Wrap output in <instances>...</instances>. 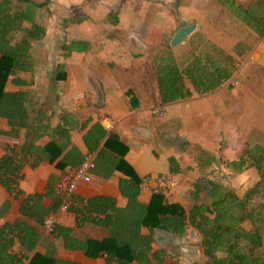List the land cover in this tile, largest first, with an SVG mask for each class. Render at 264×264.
Returning <instances> with one entry per match:
<instances>
[{
    "label": "crops",
    "instance_id": "crops-1",
    "mask_svg": "<svg viewBox=\"0 0 264 264\" xmlns=\"http://www.w3.org/2000/svg\"><path fill=\"white\" fill-rule=\"evenodd\" d=\"M28 1L38 5L32 21L44 29V36L32 46L30 70L15 73V80L8 77L0 97V157L9 154L21 164L17 197L0 186V224L20 220L41 233L33 220L41 221L39 210L53 209L54 187L64 168L77 165L84 153L91 152L90 181L76 186L72 202L107 197L114 201L118 216H128L127 200L118 191V181L128 180L127 170L138 182L171 176L177 187L162 196V203L180 206L184 234L164 228L150 232L141 228L139 234L150 239L153 250L164 252L167 264L202 262L199 235L187 222V211L194 204L189 196L193 185L211 183L241 197L260 180L254 168L234 172L228 167L241 153L234 155V134L227 135L224 122L233 128L240 126L231 94L237 91L228 89L229 79L237 73L231 56L240 58V64L262 61L263 40L227 10L223 0ZM230 1L243 8L264 3ZM187 25H194L193 31L170 47L174 33ZM70 42L84 43L85 50H60ZM182 47L188 55L180 61L174 51ZM165 53L177 63L209 55L216 64H224L227 57L232 66L230 77L205 94L196 93L184 81L190 95L162 104L154 63ZM59 73L64 78L55 80ZM153 110L159 113L152 114ZM110 136L122 146L111 143L104 148ZM151 195L137 185V206L145 207ZM26 197L25 214H20V201ZM200 200L209 199L203 195ZM57 215L58 226L71 229V238L78 242L109 237L99 226L75 227L72 214L66 211ZM245 224L242 228L247 230ZM34 251L76 264H116L107 262L103 254L89 258L82 251L65 250L53 235L40 236Z\"/></svg>",
    "mask_w": 264,
    "mask_h": 264
},
{
    "label": "trees",
    "instance_id": "trees-1",
    "mask_svg": "<svg viewBox=\"0 0 264 264\" xmlns=\"http://www.w3.org/2000/svg\"><path fill=\"white\" fill-rule=\"evenodd\" d=\"M222 5L264 42V3L243 8L230 0H223ZM37 7V4L28 0H0V97L8 77H14L12 80H15V73L27 72L32 67V46L44 36V29L32 21L33 11ZM60 50L65 53L82 52L85 45L82 42H70ZM189 59L177 63L169 53H165L155 60L154 70L162 104L190 95L184 81H188L196 93L205 94L230 77L232 66L227 57L224 64H216L209 55ZM63 78V73H59L55 80ZM84 142H88L85 136ZM111 143L122 146L114 136H110L103 147ZM88 148V151L92 150L91 146ZM119 165L126 167L122 162ZM228 167L234 172L254 168L264 186L263 148L256 146L244 150L237 159L229 161ZM20 168L21 164L11 155L0 157V186L14 198L18 195ZM126 173L128 180L118 181V191L127 200L128 216H118L114 201L102 196L74 202L71 199L66 210L72 214L75 227L85 224L99 226L108 231L109 237L99 242H78L71 238V229L58 225L51 235L60 238L65 250H79L89 258L103 254L107 262L113 260L116 264H167L163 261L164 252L153 250L150 239L141 236L139 230L145 228L150 232L164 228L181 236L184 234L180 224L183 211L177 204L162 203V196L157 194H152L149 203L140 209L135 201L138 181L130 170ZM203 195L208 197L207 202L200 200ZM189 196L194 204L187 211V222L199 235V250L203 259L192 264H264V202L255 197L252 189L239 197L232 189H218L211 183L197 181ZM26 203L27 197L20 201V214H25ZM57 206L55 197L50 212L39 210L41 221L45 215L54 212ZM33 221L41 225V221ZM130 222H134L133 227ZM243 223H248L249 229H243ZM117 236L120 238L117 239ZM39 238L40 233L35 227L20 220L12 224L1 223L0 264H23L25 260L26 264H76L36 253L34 249ZM29 254L31 256L28 258Z\"/></svg>",
    "mask_w": 264,
    "mask_h": 264
},
{
    "label": "rangeland",
    "instance_id": "rangeland-1",
    "mask_svg": "<svg viewBox=\"0 0 264 264\" xmlns=\"http://www.w3.org/2000/svg\"><path fill=\"white\" fill-rule=\"evenodd\" d=\"M239 50L241 53L246 51L244 49ZM186 51L185 47L179 48L174 51V57L181 61L184 59L183 56L185 54L188 55ZM248 54L245 53V56L247 57ZM231 57L234 62V74L236 71L237 73L235 78L231 77L229 79L228 89L233 92L234 90L237 91V95L231 94L235 97V112L238 110L240 113V126L233 128L232 125L226 122L224 124L227 135H230L231 132L234 134V142L236 145L232 147V150L234 151V155L237 156L249 147L254 148L258 146L264 149V60H257V62L251 64L248 62L240 64L242 62L240 58L239 60H235L234 58L236 57ZM262 58L264 59V56ZM245 60L248 61L249 58ZM224 103L228 104L227 100ZM224 156L226 157L227 155ZM225 162L226 160L224 159ZM252 190L255 197L264 202V186L262 180H258L256 185L252 186ZM130 224L133 227L134 222H130ZM245 226L247 229L249 228L248 223ZM262 236V246L264 248V232Z\"/></svg>",
    "mask_w": 264,
    "mask_h": 264
},
{
    "label": "built area",
    "instance_id": "built-area-1",
    "mask_svg": "<svg viewBox=\"0 0 264 264\" xmlns=\"http://www.w3.org/2000/svg\"><path fill=\"white\" fill-rule=\"evenodd\" d=\"M159 111L153 110L152 114H158ZM94 168V155L84 153L80 162L75 166L64 168L59 181L54 187V196L58 200L57 209L54 212L45 215L41 221V237L50 236L54 228L58 225V212H65L71 203L75 188L79 183L87 184L90 181V172ZM177 187V182L171 176H154L151 178H141L138 182V188L167 197Z\"/></svg>",
    "mask_w": 264,
    "mask_h": 264
},
{
    "label": "water",
    "instance_id": "water-1",
    "mask_svg": "<svg viewBox=\"0 0 264 264\" xmlns=\"http://www.w3.org/2000/svg\"><path fill=\"white\" fill-rule=\"evenodd\" d=\"M194 29V25H187L184 27L179 28L174 35L172 36L169 46L174 47L182 40H184Z\"/></svg>",
    "mask_w": 264,
    "mask_h": 264
}]
</instances>
